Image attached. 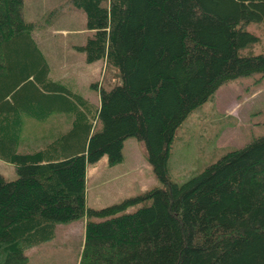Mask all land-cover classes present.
Segmentation results:
<instances>
[{
  "label": "trees",
  "instance_id": "16d2710c",
  "mask_svg": "<svg viewBox=\"0 0 264 264\" xmlns=\"http://www.w3.org/2000/svg\"><path fill=\"white\" fill-rule=\"evenodd\" d=\"M71 3L94 32L77 49L117 66L122 82L102 86L97 105L54 78L25 0H0V159L17 171L0 173V264H29L28 248L80 218L79 264H264V134L184 182L170 173L188 116L224 82L264 75V50L241 52L260 40L247 26L264 22V0ZM131 138L145 144L162 186L88 206L89 166L105 155L123 163Z\"/></svg>",
  "mask_w": 264,
  "mask_h": 264
},
{
  "label": "rangeland",
  "instance_id": "374dc122",
  "mask_svg": "<svg viewBox=\"0 0 264 264\" xmlns=\"http://www.w3.org/2000/svg\"><path fill=\"white\" fill-rule=\"evenodd\" d=\"M25 11L26 18L34 22V36L50 61L54 78L71 80L76 89L95 103L102 86L111 89L122 82L117 66H107L105 60L90 63L86 53L77 49L94 32L87 26L85 12L75 8L71 0H25ZM247 29L260 40L241 52H262L264 22H252ZM263 134L264 75L255 73L228 80L178 128L170 158L171 177L184 182L227 151ZM146 150L143 141L131 138L124 145L123 163L109 165L105 155L91 164L87 173L88 206L100 209L162 186L147 161ZM0 173L6 179L17 177L15 165L2 159ZM85 221L86 218H80L58 224L53 239L26 250L29 264H79Z\"/></svg>",
  "mask_w": 264,
  "mask_h": 264
},
{
  "label": "crops",
  "instance_id": "0c3cea01",
  "mask_svg": "<svg viewBox=\"0 0 264 264\" xmlns=\"http://www.w3.org/2000/svg\"><path fill=\"white\" fill-rule=\"evenodd\" d=\"M40 36H43L42 34L40 35ZM44 51V50H43ZM48 61H49V59H48ZM49 63H50V61H49ZM50 66H51V64H50ZM51 70H52V68H51ZM58 79H62L63 80V78H58ZM95 103V102H94ZM99 103H100V97H99V99L97 100V102L95 103V104H97V105H99ZM54 122V119H50L49 121H47V123L46 124H43V123H41V122H38V121H34V120H28L27 122H26V130H32L33 128L36 130V129H38V130H40V129H44V128H46L45 126L46 125H48V124H52ZM67 122V121H66ZM68 124V123H67ZM52 126V125H51ZM50 126V127H51ZM66 126V125H65ZM67 127V126H66ZM28 136V135H27ZM85 223H86V221H85Z\"/></svg>",
  "mask_w": 264,
  "mask_h": 264
}]
</instances>
